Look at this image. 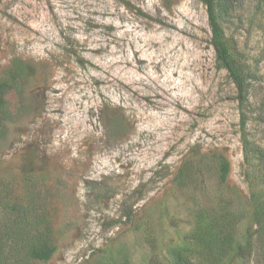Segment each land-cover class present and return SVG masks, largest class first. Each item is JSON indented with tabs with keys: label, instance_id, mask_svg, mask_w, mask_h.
Here are the masks:
<instances>
[{
	"label": "rangeland",
	"instance_id": "374dc122",
	"mask_svg": "<svg viewBox=\"0 0 264 264\" xmlns=\"http://www.w3.org/2000/svg\"><path fill=\"white\" fill-rule=\"evenodd\" d=\"M209 9L0 0V263L264 264V0Z\"/></svg>",
	"mask_w": 264,
	"mask_h": 264
},
{
	"label": "trees",
	"instance_id": "16d2710c",
	"mask_svg": "<svg viewBox=\"0 0 264 264\" xmlns=\"http://www.w3.org/2000/svg\"><path fill=\"white\" fill-rule=\"evenodd\" d=\"M206 4L209 5L210 9H209V12H210V18H211V24L213 26V29H214V32H215V35L216 37H218V23L216 21V18H215V15L213 13V2L214 0H205ZM211 10V11H210ZM222 56V60L223 62L225 63V65L229 68V70L231 71V73H233L234 75H236L237 77H235V80L237 82V87L239 89V92L242 93L243 90H244V87H243V84L242 82H240V75L236 72V70L238 69L237 67H233L232 64L234 63L233 59L230 57V55L228 54L227 51H224V54L221 55ZM236 66V65H235ZM257 225H258V228L255 230V233L257 234V240L260 241V243L263 245L264 243V220L262 221H258L257 222ZM207 230H209L211 233H215L214 231L210 230L207 228ZM216 234V237H214V241H216V245H220L221 248L216 247V249L218 250L219 254H221L223 256V254H227V253H230L231 249H232V246L234 245L233 244V239L230 237V236H226V235H217ZM198 241L199 242H203V239L199 236L198 238ZM16 241L18 240H13L12 243H10L11 245H16ZM208 245H210V240H208L206 242ZM3 239L0 238V261H1V258H2V252L1 250L3 249ZM8 245V243H7ZM261 245V248H263V246ZM222 248H224L222 250ZM241 249H244V247H240V250ZM183 251L182 250H179V251H176V258H175V262L173 264H201L200 262H197L198 260L197 259H194V258H191L189 255H185L182 253ZM50 250L48 248H43V249H39V250H33L32 252V256L33 258L35 259H45V258H48L50 256ZM212 259L210 260V262L208 264H223V262L221 263L219 261L220 257H216L215 259L213 257H211ZM0 264H3L0 263ZM224 264H228L226 262H224Z\"/></svg>",
	"mask_w": 264,
	"mask_h": 264
}]
</instances>
